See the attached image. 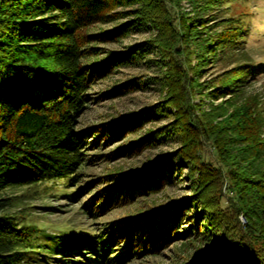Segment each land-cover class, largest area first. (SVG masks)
<instances>
[{
    "label": "trees",
    "instance_id": "16d2710c",
    "mask_svg": "<svg viewBox=\"0 0 264 264\" xmlns=\"http://www.w3.org/2000/svg\"><path fill=\"white\" fill-rule=\"evenodd\" d=\"M187 1L192 14L178 16L172 11L180 0H0V264H52L56 254L68 255L82 245L90 250V264L156 254L178 237L183 220L191 223L184 229L187 236L213 244L191 264H264V111L260 95L246 89L254 63L247 51L237 49L247 38L251 13H234L242 0ZM128 17L110 29L101 26ZM209 20L219 28L208 31ZM136 26L153 27L157 34L123 51L100 46L121 41ZM152 50L166 67L163 75L131 80L109 94H126L153 81L162 91L167 88L162 102L131 119L80 126L93 99L90 89L121 67L154 62ZM194 55L197 64L191 62ZM210 56L235 66L204 83L200 72ZM197 91L229 97L223 106L204 111L194 102ZM164 113L173 117L169 126L106 157L154 144L161 133L179 134L181 146L137 174L124 177L117 168L104 175L99 182H116L91 195L89 210L98 214L128 205L143 192L175 183L183 168L191 184L186 200L132 214L97 234L51 233L25 211L27 200L56 182H79L85 166L96 160L88 150ZM208 146L216 162L206 158ZM122 244L126 248L119 251Z\"/></svg>",
    "mask_w": 264,
    "mask_h": 264
},
{
    "label": "rangeland",
    "instance_id": "374dc122",
    "mask_svg": "<svg viewBox=\"0 0 264 264\" xmlns=\"http://www.w3.org/2000/svg\"><path fill=\"white\" fill-rule=\"evenodd\" d=\"M233 11L237 14L242 12L251 13L250 22H248L249 31L246 33L247 38L237 49L239 51H247L254 63L255 70L250 76V83L246 85V89L247 93H258L260 95L261 107L264 111V0H242L235 4ZM172 12L178 16L181 12H185L186 15L192 14L191 5L187 0H180L179 6H174ZM217 13L218 16L221 15V12L218 11ZM127 20H129V17L108 24H102L101 26L110 29ZM214 21L209 20L206 22V25L209 24L208 31L219 28L217 22ZM247 21L248 18H245L243 24L245 25ZM156 34L157 30L153 27L136 26L131 29L129 36L121 41L106 42L100 44V46L105 51H123L133 45L146 44V41L153 39ZM149 57L154 62L150 64L138 62L121 67L113 71L107 78L99 80L90 89V95L93 96V99L89 108L80 117L79 125L82 127H95L103 123H111L122 116L131 119L161 103L167 94V88L162 91L161 85L153 81L147 83L148 87L139 86L126 94H109V91L113 87L131 80L138 81L139 79L161 77L166 67L162 68L160 62H158L159 52L152 50ZM196 60V55L192 56V64H197ZM208 61L210 62L201 70L199 77L204 83L211 81L224 70L235 66V64L225 65L217 57L210 56ZM194 97V102L200 104L204 111H208L212 108V105L222 104L223 106L224 99L229 97V95L214 99L207 96L206 93L200 94L197 91ZM172 118L170 114L166 113L156 115L151 119L145 120L138 130L130 131L128 129L122 136L115 137L110 144L102 143V146L88 150L90 157L96 160L85 166L82 172V179L79 182H69L71 185L65 184L62 181L56 182L47 192L43 190L41 192L43 195L38 194L36 199L27 200L26 204L29 207L25 211L27 209L31 210L34 221L39 223V221L43 220L45 229L51 233H57L60 229L70 230L76 235H82L86 232L97 234L106 226L111 225L115 221L123 220L132 214H139L140 212L149 213L153 210L167 208L186 200L191 194V184L189 178H186L187 168H183L182 178L178 179L175 183H170L154 193L143 192L128 205L108 208L98 214H93V212L91 214L89 210L91 195H94L98 188L116 182V180L107 184L99 182V179L104 175L118 171L114 170L117 168H121L120 171L124 174V177L126 175L137 174L139 170L151 167L158 159L173 154L181 146L179 134L168 136L166 133H161L154 140V144L146 143L141 148H134L130 151L131 153H122L112 158L106 157V155L124 147L128 150L133 143L147 137L152 131L169 126L173 122ZM262 137L264 138V133ZM215 154V150L211 146L206 147L207 159L216 162ZM88 182L94 183L93 186L84 192L80 191L78 195L74 194V191H77L80 186ZM61 189L65 190L64 194H60ZM4 194L10 195L12 192L7 191ZM140 205L143 206V211L136 209ZM19 209L16 208V210ZM239 218L243 221L245 220L243 216H239ZM190 224L187 220H183L180 224L181 228H179L178 237L172 239L169 244L161 248L156 254H134L126 256L118 262L109 263L107 260H102L101 262H92L91 264H191L193 261L200 259L213 244L187 236L184 233V229ZM123 248H126L125 244L120 245L118 250L121 251ZM89 251L88 248L86 249L82 245L68 255L56 254V258H50L51 263L90 264L87 262L89 259L87 252ZM74 259H77L78 262H73L72 260Z\"/></svg>",
    "mask_w": 264,
    "mask_h": 264
}]
</instances>
